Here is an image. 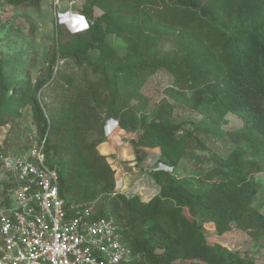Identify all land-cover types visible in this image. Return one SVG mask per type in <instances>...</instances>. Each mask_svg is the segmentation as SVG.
Masks as SVG:
<instances>
[{"label": "trees", "instance_id": "16d2710c", "mask_svg": "<svg viewBox=\"0 0 264 264\" xmlns=\"http://www.w3.org/2000/svg\"><path fill=\"white\" fill-rule=\"evenodd\" d=\"M6 2L29 6L41 0ZM77 10L91 30L72 35L57 27L59 58L81 66L86 51L97 50L103 62L115 60L121 54L110 48V39L98 37L103 25L110 26L130 42L123 54L144 57L141 64L125 67L127 75L138 79L146 70H165L175 86L197 93V103L232 112L241 120L239 129L225 132L237 140L228 158L221 161L216 156L201 170L202 178L215 182L203 192H193L166 170L155 169L149 175L159 190L148 201L113 191L115 171L94 149L103 140L84 142L79 129L71 128L89 126L85 111L95 96L94 88L78 91L66 118L58 115L48 120L28 80H10L4 75L10 57L7 52L0 57V125L18 115L24 105L31 107L39 139L45 137V151L67 155L59 163V190L67 201H91L86 186L79 196L70 194L76 193L74 188L85 170H92L108 206H98L97 215L114 219L132 250L134 264H171L179 258H196L206 264H254L237 252L209 244L202 232L205 222H213L219 234L234 223L241 230H253L254 239L260 237L264 247V214L252 206L259 189L253 176L264 169V0H85ZM173 33L179 37L177 45L170 52H161V37ZM138 47L139 52L135 51ZM103 62L96 68L102 70ZM164 112L157 119L142 121V143L152 145L157 139L173 142L172 147L162 148L159 157V162L171 167L183 149L174 147L180 144L175 143L179 127L171 124ZM106 113L111 120L118 117L114 110ZM63 133L68 135L69 145L53 142L55 134ZM142 159L143 155L135 154L136 163Z\"/></svg>", "mask_w": 264, "mask_h": 264}, {"label": "rangeland", "instance_id": "374dc122", "mask_svg": "<svg viewBox=\"0 0 264 264\" xmlns=\"http://www.w3.org/2000/svg\"><path fill=\"white\" fill-rule=\"evenodd\" d=\"M84 1L76 0L74 4L68 5L67 0H59L58 5L54 6L51 0H41L38 5L13 6L6 0H0V57L6 52L10 55L9 63L3 69L4 75L10 80H28V86L36 90V99L48 120L55 119L58 115L66 118L71 114V99L76 97L78 91L94 88L95 96L90 98V108L85 111V116L90 119L89 128L86 125H72L71 128L79 129L80 139L84 138V142L103 140L94 149L115 171L113 191L124 194L126 198L138 195L141 199L139 192L142 193V190L135 181L129 180L126 186L121 182L117 186V168L128 162L120 158L119 150L131 147L134 155L141 157L149 150L161 154L162 148L172 147L173 142L167 143L158 139L152 145L142 143V121L157 119L162 110L165 111L167 120L179 127L175 133V143L180 144L174 147L183 149L182 156L173 165L175 172H166L176 180L185 182V186L193 192H203L210 188L215 179L202 178L204 172L201 170L207 169L216 156L221 161L228 158L230 147L237 140H233L225 132L239 129L241 120L232 112L197 103V93L175 86L172 76L165 70H146L138 79L127 75L125 67L141 64L144 57L123 54L126 44L130 45V42L112 32L110 26L103 25L98 37L110 39V48L121 54L115 60L103 62L97 50L89 53L87 50L81 66H77L70 59L59 58L56 55L57 27L66 29L72 35L91 30L87 20L85 22L77 17V24H74L67 20L65 14L68 8L77 12ZM161 39L159 50L163 53L170 52L179 41L176 33L164 35ZM122 44H125L124 47ZM186 46L189 48L188 44ZM139 49L138 47L135 51L139 52ZM101 62L104 70L96 68V64ZM98 95L99 99L96 97ZM108 109L114 110L118 117L109 119L106 113ZM120 121L125 125L120 124ZM0 126V154H25L40 144L41 139L28 104L19 109L18 115ZM52 140L59 141L60 146L69 145L70 142L68 135L64 133L55 134ZM105 143L110 146V152L103 151ZM49 152L51 151L47 153ZM63 152L67 153V150L64 149ZM52 157L62 163L67 155L52 154ZM155 166L147 165L142 171L148 172V169ZM85 172L74 188L76 193L70 195L79 196L86 186V197L107 209L105 193L99 189L100 183L93 180L92 170ZM145 175L143 173L141 177ZM166 178L167 176L163 179ZM253 178L258 181L259 189L252 206L264 214V169L254 174ZM8 180V173L0 162V203L7 195ZM140 181L141 184L145 182L144 179ZM186 211L184 209V213ZM209 223H203L202 232L209 244L220 245L228 251L251 259L254 264H262L263 240L260 237L255 240L253 230H241L234 223H229V228L219 234L215 224L211 221ZM171 264L206 263L196 258H179Z\"/></svg>", "mask_w": 264, "mask_h": 264}, {"label": "built area", "instance_id": "2783aa9c", "mask_svg": "<svg viewBox=\"0 0 264 264\" xmlns=\"http://www.w3.org/2000/svg\"><path fill=\"white\" fill-rule=\"evenodd\" d=\"M77 12L65 10L67 20L84 19ZM44 145L45 137L25 154H0L9 178L7 200L0 203V264H134L112 217L98 216L94 201H67L60 194V165Z\"/></svg>", "mask_w": 264, "mask_h": 264}, {"label": "crops", "instance_id": "0c3cea01", "mask_svg": "<svg viewBox=\"0 0 264 264\" xmlns=\"http://www.w3.org/2000/svg\"><path fill=\"white\" fill-rule=\"evenodd\" d=\"M130 148L131 147H128L125 149L123 148V149L119 150V155L121 156L120 158L123 160H127L128 162L117 168V175L119 176L118 180L120 181L117 185H120V183L122 182L126 186L127 184H129L128 183L129 180L131 182L135 181L134 183H138V185L140 184L139 186L142 190V193H141V191L139 193L142 195V197H141L142 201H148L150 198H152L155 194L158 193L159 186L153 181V179L150 177L148 172L142 171V170H144L147 165H152V166L156 165L155 168H159L160 165L157 164V160H159L157 158L158 156H157V154H151L148 156L143 155V159L139 163H136L135 155L131 151ZM103 149H104L103 150L104 152H105V150L108 152H110V150H111L110 146L107 143L104 144ZM143 173H146V175L141 177V175H143ZM139 177H141V178H139ZM142 179L145 180V182H143V184H141L142 182L140 181Z\"/></svg>", "mask_w": 264, "mask_h": 264}, {"label": "clouds", "instance_id": "9594fccd", "mask_svg": "<svg viewBox=\"0 0 264 264\" xmlns=\"http://www.w3.org/2000/svg\"><path fill=\"white\" fill-rule=\"evenodd\" d=\"M80 13V12H79ZM81 14V13H80ZM81 16H83L82 14H81ZM83 21H85L86 22V19H85V17L83 16ZM154 154V153H153ZM143 155H146V156H148V155H151V154H147V152L145 153V154H143ZM159 157H160V155L157 157L158 159H159ZM157 164L158 165H160V167L159 168H155V169H163V170H166V169H164V166L162 165V163L161 162H159V160H157ZM156 167V166H155ZM173 167V166H172ZM154 169V170H155ZM148 171V170H147ZM167 171V170H166ZM150 171H148V173H149Z\"/></svg>", "mask_w": 264, "mask_h": 264}, {"label": "bare ground", "instance_id": "6f19581e", "mask_svg": "<svg viewBox=\"0 0 264 264\" xmlns=\"http://www.w3.org/2000/svg\"><path fill=\"white\" fill-rule=\"evenodd\" d=\"M145 196V195H144Z\"/></svg>", "mask_w": 264, "mask_h": 264}]
</instances>
